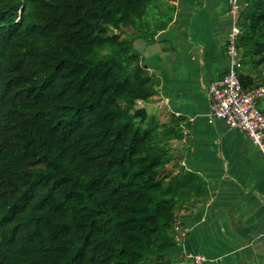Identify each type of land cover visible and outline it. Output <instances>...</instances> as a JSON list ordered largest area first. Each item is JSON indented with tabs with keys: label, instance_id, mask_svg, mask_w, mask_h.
<instances>
[{
	"label": "trees",
	"instance_id": "1",
	"mask_svg": "<svg viewBox=\"0 0 264 264\" xmlns=\"http://www.w3.org/2000/svg\"><path fill=\"white\" fill-rule=\"evenodd\" d=\"M164 1L0 0V264H171L208 193L171 164L178 119L133 114L158 82L134 42ZM236 25L239 81L264 84V0Z\"/></svg>",
	"mask_w": 264,
	"mask_h": 264
},
{
	"label": "crops",
	"instance_id": "2",
	"mask_svg": "<svg viewBox=\"0 0 264 264\" xmlns=\"http://www.w3.org/2000/svg\"><path fill=\"white\" fill-rule=\"evenodd\" d=\"M245 1L238 0L239 9ZM164 4L171 14L167 25L141 33L134 42L158 81L155 95L147 102L137 100L136 107L154 113L162 124L178 119L182 136L170 140L171 164L176 171L197 173L208 193L204 203L179 211L184 235L167 250L168 260L186 264L188 255L199 254L205 258L202 264H264V155L243 131L206 117L208 86L227 70L228 1Z\"/></svg>",
	"mask_w": 264,
	"mask_h": 264
},
{
	"label": "built area",
	"instance_id": "3",
	"mask_svg": "<svg viewBox=\"0 0 264 264\" xmlns=\"http://www.w3.org/2000/svg\"><path fill=\"white\" fill-rule=\"evenodd\" d=\"M227 1L232 19L225 46L227 70L221 79L208 86L210 104L206 117L209 122L222 119L229 127L243 131L264 155V112L257 105L258 100L264 98V84L243 88L239 81L241 58L235 42L239 33L236 19L240 9L238 0ZM183 235L181 231L176 239ZM187 258L193 264L205 261L199 254H190Z\"/></svg>",
	"mask_w": 264,
	"mask_h": 264
},
{
	"label": "water",
	"instance_id": "4",
	"mask_svg": "<svg viewBox=\"0 0 264 264\" xmlns=\"http://www.w3.org/2000/svg\"><path fill=\"white\" fill-rule=\"evenodd\" d=\"M133 114L138 117L140 122L143 121L147 116L146 110L143 106L135 107Z\"/></svg>",
	"mask_w": 264,
	"mask_h": 264
},
{
	"label": "rangeland",
	"instance_id": "5",
	"mask_svg": "<svg viewBox=\"0 0 264 264\" xmlns=\"http://www.w3.org/2000/svg\"><path fill=\"white\" fill-rule=\"evenodd\" d=\"M261 100H264V98H261V99L258 100V102H259L258 107H260V108H262V107L264 106V105H262V104H264V103H263L264 101H261ZM260 101H261V102H260ZM186 261H187V260H186ZM186 261H185V262H186ZM189 262H190V261H189ZM189 262L187 261L186 264H188Z\"/></svg>",
	"mask_w": 264,
	"mask_h": 264
}]
</instances>
